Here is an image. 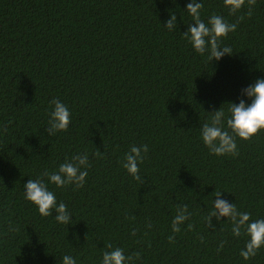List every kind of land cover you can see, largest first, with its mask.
Wrapping results in <instances>:
<instances>
[{
	"label": "trees",
	"instance_id": "16d2710c",
	"mask_svg": "<svg viewBox=\"0 0 264 264\" xmlns=\"http://www.w3.org/2000/svg\"><path fill=\"white\" fill-rule=\"evenodd\" d=\"M189 2L0 0V240H168L176 206L185 204L192 216L175 240H247L224 217L212 218L215 231L207 227L215 192L264 219V130L237 138L235 157L210 154L200 139L209 113L249 104L242 89L264 79V0L251 17L247 4L229 15L223 0H201L205 22L214 13L229 23L244 17L221 41L233 54L212 62L182 38ZM171 14L173 31L164 27ZM53 98L68 106L71 123L49 136ZM142 144L143 184L121 167L130 146ZM85 152L82 188L48 184L71 224L57 223L55 212L42 217L23 185ZM220 242L0 241V264H62L64 255L101 264L109 243L140 252L134 264H264V247L246 261V241H226L218 252Z\"/></svg>",
	"mask_w": 264,
	"mask_h": 264
},
{
	"label": "clouds",
	"instance_id": "9594fccd",
	"mask_svg": "<svg viewBox=\"0 0 264 264\" xmlns=\"http://www.w3.org/2000/svg\"><path fill=\"white\" fill-rule=\"evenodd\" d=\"M256 3L257 0H223L229 15H235L247 4L246 15L249 17H251ZM202 8L201 0L199 2L190 0L187 3L185 11L191 16L192 22L188 24L187 30L181 33L182 38L192 46L196 53L207 54L208 62L218 61L226 54H233L231 47L221 46V41L229 33L236 31L239 21L243 20L244 17H239L236 23H229L225 17L214 13L205 22L201 19ZM176 19V16L171 14L164 27L169 31L175 30L177 28ZM242 95L248 97L251 102L246 104L241 99L239 103H228L227 115L220 107L218 110L209 113L210 120L201 126L200 139L210 154L238 156L237 138L247 141L264 130V79H257L247 88L242 89ZM49 105L51 111L48 112V127L45 129L47 134L54 136L58 132L67 131L71 123V113L68 106L58 98L51 99ZM7 130V125H4L3 131L6 133ZM148 151L147 144L132 145L124 153L121 160V167L141 184L144 183V180L139 174V165L144 162ZM94 155L103 157V153L99 150ZM90 167L91 164L86 152L74 154L61 163L57 169L44 170L36 179H29L23 185L24 199L35 205L42 217L51 216L55 212L54 219L57 223L69 225L71 224V215L67 204L63 201L57 202L56 195L49 190L48 184H53L57 188L72 185L74 186L73 190H78L84 186L88 175L87 169ZM221 195L222 192H215L212 200L213 207L204 217V221L208 228L215 231L216 227L212 224V218L214 217L219 222L221 217H224L231 223L233 236L248 237L244 248L239 253L247 261L255 257L259 249L264 247V219L251 220L250 213L240 211L235 203L222 199ZM191 216L192 213L188 211L186 204L176 206V214L171 221L172 235L168 236L169 243H175V235L181 232V225ZM148 227H151V224ZM193 227L194 225L191 223L187 225L189 231L193 230ZM16 230L10 228V231ZM136 232L137 229L134 228L131 235L135 236ZM199 239L201 242L204 241L203 236H200ZM225 243L226 241L219 243L218 252L223 249ZM105 247L109 250L102 253L101 264H134L141 256L138 251L125 255L123 248L113 247L111 243ZM62 264H77V262L72 256L64 255Z\"/></svg>",
	"mask_w": 264,
	"mask_h": 264
}]
</instances>
